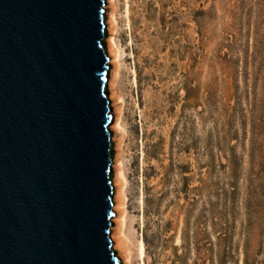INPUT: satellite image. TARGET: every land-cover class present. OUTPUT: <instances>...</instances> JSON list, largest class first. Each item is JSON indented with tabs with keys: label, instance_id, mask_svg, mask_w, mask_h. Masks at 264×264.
I'll return each instance as SVG.
<instances>
[{
	"label": "rangeland",
	"instance_id": "rangeland-1",
	"mask_svg": "<svg viewBox=\"0 0 264 264\" xmlns=\"http://www.w3.org/2000/svg\"><path fill=\"white\" fill-rule=\"evenodd\" d=\"M118 2L128 210L146 264H264V0Z\"/></svg>",
	"mask_w": 264,
	"mask_h": 264
},
{
	"label": "water",
	"instance_id": "water-1",
	"mask_svg": "<svg viewBox=\"0 0 264 264\" xmlns=\"http://www.w3.org/2000/svg\"><path fill=\"white\" fill-rule=\"evenodd\" d=\"M106 0H0V264H124Z\"/></svg>",
	"mask_w": 264,
	"mask_h": 264
},
{
	"label": "bare ground",
	"instance_id": "bare-ground-1",
	"mask_svg": "<svg viewBox=\"0 0 264 264\" xmlns=\"http://www.w3.org/2000/svg\"><path fill=\"white\" fill-rule=\"evenodd\" d=\"M119 2L118 0H108V6L110 10L107 12L106 25L110 30V34L107 41V52L110 56V62L113 64L111 69V78L108 79V84L110 91L108 92V97L111 98L113 106L115 108V118L112 124V128L118 133L119 141L117 143V153L114 156V167L115 176L112 180L115 188L113 201L116 222L115 226L112 228L111 237L113 238V247L119 251V255L122 258L124 264H146L147 258V245L143 236H136V231L134 227V218L130 215L128 210V167L125 161L124 149L122 148V142L127 135L126 121L123 116L124 105L126 97L122 90H119L118 82L124 66L123 56L124 48L120 44L117 38V31L119 30ZM126 21L127 25L132 27L131 19V8L130 5L126 6ZM133 81L138 83V72L134 70ZM136 102V101H135ZM139 108V102L136 104ZM154 106V105H153ZM116 134H114L115 136ZM116 139V138H114ZM145 158V157H144ZM144 170V169H143ZM143 189L140 202L143 205ZM143 209V208H142ZM143 223V221H142ZM161 261V260H160Z\"/></svg>",
	"mask_w": 264,
	"mask_h": 264
}]
</instances>
